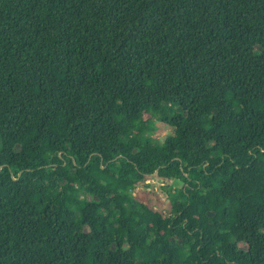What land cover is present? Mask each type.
Masks as SVG:
<instances>
[{
  "label": "trees",
  "instance_id": "trees-1",
  "mask_svg": "<svg viewBox=\"0 0 264 264\" xmlns=\"http://www.w3.org/2000/svg\"><path fill=\"white\" fill-rule=\"evenodd\" d=\"M0 264H264V0H0Z\"/></svg>",
  "mask_w": 264,
  "mask_h": 264
},
{
  "label": "rangeland",
  "instance_id": "rangeland-1",
  "mask_svg": "<svg viewBox=\"0 0 264 264\" xmlns=\"http://www.w3.org/2000/svg\"><path fill=\"white\" fill-rule=\"evenodd\" d=\"M176 125V120L171 121L168 119H163L161 122L155 124V130H153L152 136L158 140H161L166 135L173 133V128ZM147 183L153 184L149 185L148 188L153 189L156 192L155 198L153 200L154 207L157 209L165 210L167 207V192L165 189H162L161 185L155 180L148 179ZM171 185L175 188L180 187L179 182H172ZM148 189V190H150ZM105 192H111V189L106 188ZM76 204H79L78 201H75ZM21 213L25 214V208L21 209Z\"/></svg>",
  "mask_w": 264,
  "mask_h": 264
},
{
  "label": "built area",
  "instance_id": "built-area-1",
  "mask_svg": "<svg viewBox=\"0 0 264 264\" xmlns=\"http://www.w3.org/2000/svg\"><path fill=\"white\" fill-rule=\"evenodd\" d=\"M162 186V184H160Z\"/></svg>",
  "mask_w": 264,
  "mask_h": 264
}]
</instances>
